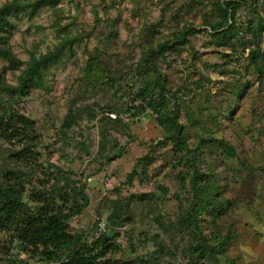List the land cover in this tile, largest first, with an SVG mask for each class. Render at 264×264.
<instances>
[{"label":"rangeland","instance_id":"obj_1","mask_svg":"<svg viewBox=\"0 0 264 264\" xmlns=\"http://www.w3.org/2000/svg\"><path fill=\"white\" fill-rule=\"evenodd\" d=\"M11 1L39 0L0 7ZM225 1H235L231 41L208 23L222 20L216 6ZM38 4L6 16L0 82L16 84L31 56L64 48L13 105L34 122L33 138L0 137V182L4 169L21 170L31 207L32 191L64 186L79 198L85 188L88 205L69 230L86 242L108 237L115 248L102 264H264V0ZM165 42L173 46L159 52ZM171 115L183 125V146L168 137ZM186 150L219 187L201 191L213 198L197 217L203 254L194 250L200 234L178 224L193 196ZM0 264L50 263L0 227Z\"/></svg>","mask_w":264,"mask_h":264},{"label":"trees","instance_id":"obj_2","mask_svg":"<svg viewBox=\"0 0 264 264\" xmlns=\"http://www.w3.org/2000/svg\"><path fill=\"white\" fill-rule=\"evenodd\" d=\"M57 1L39 0L33 3L11 1L5 3L0 7V30L6 22L7 14L12 10H24L29 6L39 5L38 3H56ZM234 2L225 1L217 4L216 7L221 12L220 16L222 20L214 25L208 22L211 25L214 36L219 40L231 41L232 39L229 17L234 14L235 9L232 7ZM256 29L249 28L251 32H255ZM184 40V38L179 39V42H183ZM171 46L173 44L162 43L158 51H163L165 48ZM63 48L64 46L60 45L57 49L41 54L38 57L31 56L29 62L26 63L25 68H23L21 74L18 76L16 84L0 82V107L2 109L0 114L1 138L6 141H11L13 138H23L31 142L33 136L28 130L34 125V122L16 111L13 105L19 99L29 94L30 88H32L41 75L42 67L55 60ZM259 51V49H255V52L252 51L251 53L256 67L259 66L256 60V54ZM0 56H2L1 52ZM145 61L149 62L146 59ZM11 64L12 66L14 65V63ZM152 65L151 67L156 69V66ZM258 69L261 71V68L258 67ZM146 90V87L143 90L141 89V91ZM152 102L149 99V101L143 102V105L138 104V106L142 110H145L146 105L153 104ZM136 108L137 112H139V108ZM170 120L171 129H174V132L170 133L168 137L177 146L179 144L183 146L185 137L183 125H181L175 115H171ZM64 124L67 127L70 126V115L65 119ZM221 144L226 146L223 142ZM227 148L229 152L233 151L232 147ZM21 152H18L16 157L23 158L25 155L21 154ZM181 158L185 161V164L192 168L190 187L193 196L190 199L188 211L179 218L178 224L181 229H186L194 234H200L196 239L197 244L194 250H197L199 254H203L206 251L207 240L202 235L197 217L200 215L199 210L208 212L213 198L207 196L204 199L201 191L209 195L210 191H218L219 187L212 182L210 176L204 175L195 167L196 163L193 162V157L189 151L186 150ZM3 171L6 173V180L5 182H0V227L12 230L21 248L32 256H38L50 264H102L98 259L106 252L115 248V245L110 242L105 234H101L99 238L93 239L91 242H86L81 240L80 235L74 234L69 230L68 221L70 218L88 205V198L84 195L85 188L80 190L81 196L79 198L82 201H79L76 191L71 190L68 192L64 186L52 187L43 195L32 191L30 197L35 202V205L31 207L23 200L26 188L22 177L25 174L21 170H16L12 176L11 173L13 172L10 169L7 168ZM70 196H72V201L68 199Z\"/></svg>","mask_w":264,"mask_h":264}]
</instances>
